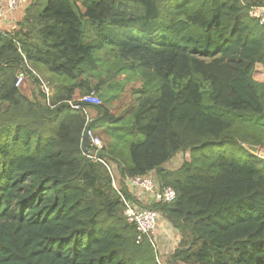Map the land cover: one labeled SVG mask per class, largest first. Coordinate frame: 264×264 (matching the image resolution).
Segmentation results:
<instances>
[{
    "label": "trees",
    "instance_id": "16d2710c",
    "mask_svg": "<svg viewBox=\"0 0 264 264\" xmlns=\"http://www.w3.org/2000/svg\"><path fill=\"white\" fill-rule=\"evenodd\" d=\"M263 1L33 0L20 31L0 33V264H159L84 155L85 110L122 180L155 173L176 191L150 205L181 236L169 264H264V27L249 16ZM102 51L159 85L131 133L116 130L139 138L126 152L103 101L66 103L93 91ZM30 64L53 76L50 105L16 87L23 73L41 83ZM181 153L190 160L167 169Z\"/></svg>",
    "mask_w": 264,
    "mask_h": 264
},
{
    "label": "rangeland",
    "instance_id": "374dc122",
    "mask_svg": "<svg viewBox=\"0 0 264 264\" xmlns=\"http://www.w3.org/2000/svg\"><path fill=\"white\" fill-rule=\"evenodd\" d=\"M20 6L17 11L10 13L6 18L7 20L2 25V31L6 33H14L20 31L21 21L25 17L26 9L32 4L33 0H19ZM245 1V0H244ZM264 6V1L262 2ZM26 25H24L25 31L28 30V27H31L32 22L25 18ZM21 31H24L23 28ZM100 58L104 59V64L99 68V70L95 73V76L91 79V86L93 91L91 93L99 96L103 104L107 109L110 110L116 117L120 118V123H118L117 128L111 127L109 132H111V140L114 144H118L124 151H127V145L131 141H139V138L134 134H130V136L121 139V137L116 135V131L121 130L122 132L132 131V128L135 126V118H137L138 113L143 111V104H150L155 101L156 97L159 93V85H154L152 87H145V83L147 82L142 77L136 74L131 73H118L117 67L111 63L107 62L105 59V52L102 51L98 55ZM30 69L34 70V73L39 74L44 81H51L53 76L47 73L45 70H40L39 66L36 64H30ZM20 75V74H19ZM25 77L24 85L22 86V91L27 94L31 99H35L38 95L43 97V89L41 83H37L34 79L30 78L27 73L21 74ZM57 79V78H56ZM56 81V80H55ZM48 82V83H49ZM52 86L55 84L51 82ZM61 82L58 80L56 84H60ZM66 85H68L66 83ZM89 94V93H88ZM86 95V93L77 92L75 98L79 99L80 97ZM135 130H133L134 132ZM135 133V132H134ZM116 146V145H115ZM245 149L250 151L248 145H243ZM116 148H119L118 146ZM264 150V147H262ZM253 154V151H250ZM261 154L260 157L264 158V152H259ZM189 153H181L176 156L169 164L166 165V168L169 170H175L182 166L185 161L190 160ZM154 177L157 178L155 173ZM158 181V179H157ZM148 195H143V198L140 197V203L143 207H150L152 203L151 200H148ZM150 199V197H149ZM174 243L173 248L178 247L180 243L181 236L177 233L176 237H173ZM166 242L164 245L155 248L156 258L158 263L160 264H169V260L172 255V250L169 255L164 256L161 252V249L166 247ZM172 248V249H173Z\"/></svg>",
    "mask_w": 264,
    "mask_h": 264
},
{
    "label": "built area",
    "instance_id": "2783aa9c",
    "mask_svg": "<svg viewBox=\"0 0 264 264\" xmlns=\"http://www.w3.org/2000/svg\"><path fill=\"white\" fill-rule=\"evenodd\" d=\"M244 2V0H243ZM19 0H0V33L2 25L7 20V16L19 9ZM249 16L257 21V23L264 27V6H250ZM41 81L43 92L46 95V101L50 105V86L47 81H44L38 76ZM25 77L17 75L16 87L20 88L24 85ZM74 110H85L84 106L97 107L102 104V100L94 93L86 94L79 99L66 102ZM86 119L81 137V145L85 157L98 164H102L108 171V175L112 180L113 189L117 192L123 208V216L129 225H132L137 231V244H141L144 240H148L152 247L155 249L159 246V239L157 232L160 228L162 215L157 210L151 207H143L140 203L139 194L145 193L151 197V204H170L173 203L177 194L176 191L170 186H160L157 178L153 175L147 177H133L125 178L119 174V171L112 162L108 161L103 155L104 143L99 135L96 134L92 128L95 120V115L89 110H85ZM121 181L123 182L121 184ZM127 185V193L123 191L124 185ZM172 231V229H169ZM167 233V232H165ZM161 264V263H160Z\"/></svg>",
    "mask_w": 264,
    "mask_h": 264
},
{
    "label": "crops",
    "instance_id": "0c3cea01",
    "mask_svg": "<svg viewBox=\"0 0 264 264\" xmlns=\"http://www.w3.org/2000/svg\"><path fill=\"white\" fill-rule=\"evenodd\" d=\"M143 195H146V194L145 193L139 194V196L142 198H143ZM149 197H148V200H151V197H150V199H149ZM169 229H172V231H169ZM165 232H167V233H165ZM177 233L179 234V232L175 228H173V226L169 223V221L162 216L161 222H160V228L157 232V238L159 239V241H160L159 244H161V246L164 245V242H166V244H167L164 249H161V252L164 256L169 255L171 250H172V252H175L176 249L178 248V247H176V248L172 247L173 243H174L173 237H176Z\"/></svg>",
    "mask_w": 264,
    "mask_h": 264
}]
</instances>
